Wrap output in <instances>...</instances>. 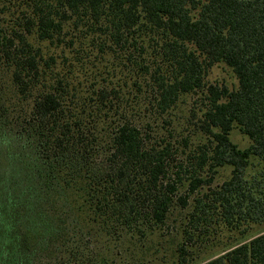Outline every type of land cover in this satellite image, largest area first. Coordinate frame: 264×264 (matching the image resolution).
I'll list each match as a JSON object with an SVG mask.
<instances>
[{"label":"trees","instance_id":"16d2710c","mask_svg":"<svg viewBox=\"0 0 264 264\" xmlns=\"http://www.w3.org/2000/svg\"><path fill=\"white\" fill-rule=\"evenodd\" d=\"M216 63L236 88L207 83ZM198 92L211 180L181 193L189 139L167 117ZM2 158L0 264H106L92 240L144 236L176 204L241 240L194 264H264V0H0Z\"/></svg>","mask_w":264,"mask_h":264},{"label":"rangeland","instance_id":"374dc122","mask_svg":"<svg viewBox=\"0 0 264 264\" xmlns=\"http://www.w3.org/2000/svg\"><path fill=\"white\" fill-rule=\"evenodd\" d=\"M206 81L213 85H227L230 89H234L238 85V80L232 69L224 63L213 65ZM207 98L206 94H201V92L190 94L182 98L172 112L173 115L167 117L172 121V124L169 122L168 128L174 131L173 141L189 139V145L185 149L181 148L188 155L180 154V160L185 163L188 158V164L180 175L182 181L178 184L181 193L189 192L190 178L194 174L200 173L199 176L211 180V172L198 171L193 165L195 163L193 156L198 154L200 148L208 142L200 130V120L203 118L202 113L208 102ZM231 137L240 147H246L249 144L247 136L237 128L232 131ZM1 163L0 168L2 167L4 170L8 164L3 161V158ZM228 173L229 169L220 170L216 173L214 184L220 183ZM205 187H207V182L202 183L197 191L190 196L189 203L192 202L195 194ZM190 210L191 204L189 207L174 205L164 227H157L144 236H133L130 233L100 235L90 242V251L99 258L105 259L106 264H194L220 253L228 244L241 241L237 233L223 230L220 226L213 225L214 227L203 229L199 225L193 224L188 218ZM261 229L263 228L259 225L254 226L252 232L254 234ZM186 231L195 234L193 240L187 238ZM181 245L188 249L185 253L184 251L182 253L177 252V248H180ZM48 261V259L43 258L37 259L36 263L47 264Z\"/></svg>","mask_w":264,"mask_h":264}]
</instances>
